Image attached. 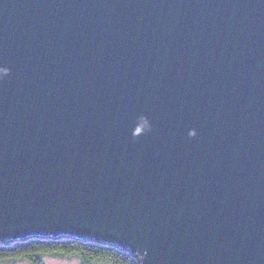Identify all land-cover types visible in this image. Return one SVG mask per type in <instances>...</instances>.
<instances>
[{
    "label": "water",
    "instance_id": "95a60500",
    "mask_svg": "<svg viewBox=\"0 0 264 264\" xmlns=\"http://www.w3.org/2000/svg\"><path fill=\"white\" fill-rule=\"evenodd\" d=\"M30 227L264 264V0H0V233Z\"/></svg>",
    "mask_w": 264,
    "mask_h": 264
},
{
    "label": "trees",
    "instance_id": "16d2710c",
    "mask_svg": "<svg viewBox=\"0 0 264 264\" xmlns=\"http://www.w3.org/2000/svg\"><path fill=\"white\" fill-rule=\"evenodd\" d=\"M61 230L26 228L17 232L0 233V262L26 259L31 264H44L42 256L76 255L81 264L107 261L111 264H141L127 249L114 244L118 238L95 231L70 230L73 236L55 237ZM32 234V235H30ZM13 238V239H12Z\"/></svg>",
    "mask_w": 264,
    "mask_h": 264
},
{
    "label": "rangeland",
    "instance_id": "374dc122",
    "mask_svg": "<svg viewBox=\"0 0 264 264\" xmlns=\"http://www.w3.org/2000/svg\"><path fill=\"white\" fill-rule=\"evenodd\" d=\"M44 264H81V260L76 255H54L45 254L42 256ZM0 264H31L26 259L5 260ZM91 264H111L107 261H95Z\"/></svg>",
    "mask_w": 264,
    "mask_h": 264
}]
</instances>
